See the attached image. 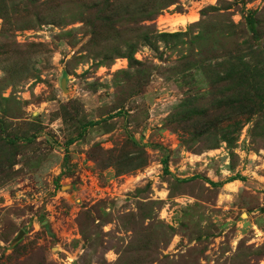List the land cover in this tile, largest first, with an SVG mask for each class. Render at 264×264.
<instances>
[{
  "label": "rangeland",
  "instance_id": "rangeland-1",
  "mask_svg": "<svg viewBox=\"0 0 264 264\" xmlns=\"http://www.w3.org/2000/svg\"><path fill=\"white\" fill-rule=\"evenodd\" d=\"M160 1L0 0V264H264V0Z\"/></svg>",
  "mask_w": 264,
  "mask_h": 264
},
{
  "label": "trees",
  "instance_id": "trees-1",
  "mask_svg": "<svg viewBox=\"0 0 264 264\" xmlns=\"http://www.w3.org/2000/svg\"><path fill=\"white\" fill-rule=\"evenodd\" d=\"M173 4V0H161L160 1V5H158V9L157 10H161L164 7H167L169 5ZM156 14V11H152V9H149V11L146 13L144 19L145 20H151L154 15ZM113 25L116 24L115 22H111ZM91 124H95V123H89ZM164 171L167 172V167H164ZM235 179H239V177L235 176L229 179V181L235 180ZM242 180V179H240ZM212 185H215L214 183L211 182Z\"/></svg>",
  "mask_w": 264,
  "mask_h": 264
},
{
  "label": "bare ground",
  "instance_id": "bare-ground-1",
  "mask_svg": "<svg viewBox=\"0 0 264 264\" xmlns=\"http://www.w3.org/2000/svg\"><path fill=\"white\" fill-rule=\"evenodd\" d=\"M193 19H194V18H192V17H186V16L177 17L176 19H174V20L172 21V26H176V25H178V24L183 25V24H185V23H187L188 21H191V20H193Z\"/></svg>",
  "mask_w": 264,
  "mask_h": 264
},
{
  "label": "water",
  "instance_id": "water-1",
  "mask_svg": "<svg viewBox=\"0 0 264 264\" xmlns=\"http://www.w3.org/2000/svg\"><path fill=\"white\" fill-rule=\"evenodd\" d=\"M21 235V231H20V233H19V236Z\"/></svg>",
  "mask_w": 264,
  "mask_h": 264
}]
</instances>
